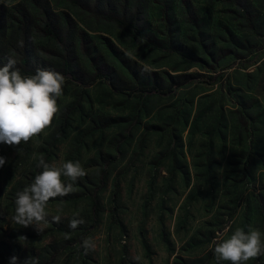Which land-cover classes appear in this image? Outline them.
<instances>
[{"label":"rangeland","instance_id":"rangeland-1","mask_svg":"<svg viewBox=\"0 0 264 264\" xmlns=\"http://www.w3.org/2000/svg\"><path fill=\"white\" fill-rule=\"evenodd\" d=\"M55 1L96 29L85 51L75 47L82 78L94 65L109 78L64 79L50 126L19 150L0 144V264L13 255L20 264H217L216 244L249 226L264 245V0H146L145 33L171 36L175 50L138 45ZM20 3L30 5L0 0V13L17 16ZM35 42L39 54L55 48ZM41 157L79 161L86 175L61 177L73 191L48 201L38 233L11 217ZM74 218L84 223L70 229ZM245 264H264V254Z\"/></svg>","mask_w":264,"mask_h":264},{"label":"clouds","instance_id":"clouds-1","mask_svg":"<svg viewBox=\"0 0 264 264\" xmlns=\"http://www.w3.org/2000/svg\"><path fill=\"white\" fill-rule=\"evenodd\" d=\"M15 63L9 59L0 67V144L19 150L18 146L22 142H28L50 126L58 112L56 98L62 94L64 77L48 69H37L31 76L22 75L20 69L15 67ZM5 163L6 158L0 156V167ZM37 167H42L43 171L35 176L29 186L16 194L15 215L11 220L23 227L34 226L39 233L42 231L41 223H47L48 213L45 209L48 201L58 196H66L73 191V184L65 185L61 177H67L75 182L79 177L86 175V172L79 161L63 162L57 167L55 164L46 163L43 157L40 158ZM52 219L60 222L59 216ZM83 223V219L74 218L68 226L70 229H76ZM18 239L27 241L25 236ZM83 247L88 250L95 245L90 239H85ZM214 254L217 264L222 261L245 264L264 254L261 232L252 229L251 226L247 232L238 228L230 238L216 244ZM9 264H20L19 258L11 256ZM22 264H38V260L28 258Z\"/></svg>","mask_w":264,"mask_h":264},{"label":"trees","instance_id":"trees-1","mask_svg":"<svg viewBox=\"0 0 264 264\" xmlns=\"http://www.w3.org/2000/svg\"><path fill=\"white\" fill-rule=\"evenodd\" d=\"M26 1L29 6L20 3L14 7L17 16L9 13L7 15L6 12L0 13V31L4 32V36H7V31L12 33L11 40L5 45H3L5 42L1 44L0 67L12 59L22 75L31 76L37 69H48L60 73L64 79L81 81L87 86L93 85L98 79L109 78L107 73L103 74L98 66L94 65L97 73L84 79L82 70H78L75 66L78 56L75 47L79 46V51H85L90 38L87 30L96 32L87 20L79 21L65 10L57 12L54 8L55 0ZM65 1L81 10L83 14H87L94 23L105 22L117 25L138 45L154 50L177 49L171 36L160 37L145 33L141 20L145 14L146 0ZM161 12L165 16L168 15V9L164 7L161 8ZM18 31H21V34L18 33L17 36ZM39 38L53 43L55 48L41 47L39 54L35 47V40ZM84 54L88 58L91 57V53L84 52ZM189 76L184 75L182 78ZM152 89L157 90L161 87L155 83Z\"/></svg>","mask_w":264,"mask_h":264}]
</instances>
